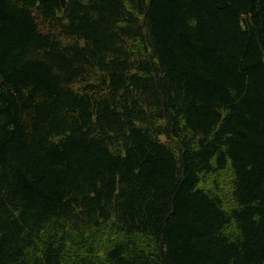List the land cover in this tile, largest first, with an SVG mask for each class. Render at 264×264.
<instances>
[{"label":"trees","instance_id":"1","mask_svg":"<svg viewBox=\"0 0 264 264\" xmlns=\"http://www.w3.org/2000/svg\"><path fill=\"white\" fill-rule=\"evenodd\" d=\"M0 264H264V0H0Z\"/></svg>","mask_w":264,"mask_h":264}]
</instances>
